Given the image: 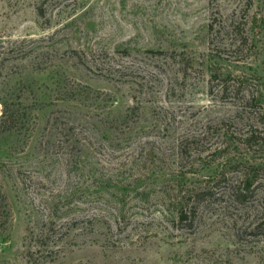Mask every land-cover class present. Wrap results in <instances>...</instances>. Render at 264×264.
Segmentation results:
<instances>
[{
    "label": "rangeland",
    "instance_id": "rangeland-1",
    "mask_svg": "<svg viewBox=\"0 0 264 264\" xmlns=\"http://www.w3.org/2000/svg\"><path fill=\"white\" fill-rule=\"evenodd\" d=\"M0 90L35 113L0 137V264L73 217L50 264H264L261 189L236 201L231 172L195 230L164 217L184 164L197 183L228 158L264 167L262 142L207 149L264 136V0H0Z\"/></svg>",
    "mask_w": 264,
    "mask_h": 264
},
{
    "label": "trees",
    "instance_id": "trees-1",
    "mask_svg": "<svg viewBox=\"0 0 264 264\" xmlns=\"http://www.w3.org/2000/svg\"><path fill=\"white\" fill-rule=\"evenodd\" d=\"M38 13H45L43 5H38ZM13 50V47L8 48ZM87 90H92V87L87 85ZM0 137L6 133L12 131H29L34 125L35 113L33 108L25 103L22 93H11L0 90ZM228 134V135H227ZM226 138L220 144L216 145L215 149H212V144L207 149L211 150V155L224 152L232 144L236 146L251 147L253 143H264V136L248 134L245 137H238L230 133H226ZM192 140H197L193 137ZM200 152L199 158H201ZM199 164V163H198ZM195 165L197 160L195 159L191 163H186L181 166V170L174 172V177H171L172 187L166 191L167 203L165 207L167 220L173 221L175 226H181L182 228H188L190 231L195 230L197 218L199 215V209L209 196L214 194V188L216 179L220 176L225 178L226 174L232 173L235 179L231 185V196L238 202L245 203L249 198L253 197L256 193V189H261L264 199V167L262 163H254L250 158L239 159L237 157L228 158L226 165H230L228 168L223 167L221 171L215 177L206 178L204 182L197 183L195 177H187L189 173L195 176ZM199 166V165H198ZM183 167H187L185 172L182 171ZM4 202V194L0 186V207ZM171 216V219L169 217ZM120 217H118L119 219ZM118 220H116L117 222ZM81 219L73 217L66 225L57 226L56 222L50 219L48 222H44V227L37 233L31 232L28 238V261L31 264H50L53 262L62 251V247L58 244L62 241L66 235H69L71 229L78 228L81 224ZM264 224L262 219L255 225L254 229H259ZM255 231H251L253 233Z\"/></svg>",
    "mask_w": 264,
    "mask_h": 264
}]
</instances>
